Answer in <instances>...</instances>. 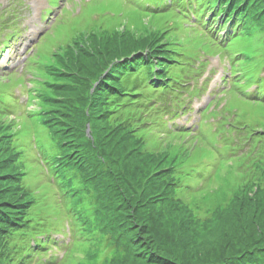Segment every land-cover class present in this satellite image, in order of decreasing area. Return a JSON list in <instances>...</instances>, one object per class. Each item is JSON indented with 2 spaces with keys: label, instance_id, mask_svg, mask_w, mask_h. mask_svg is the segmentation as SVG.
<instances>
[{
  "label": "rangeland",
  "instance_id": "1",
  "mask_svg": "<svg viewBox=\"0 0 264 264\" xmlns=\"http://www.w3.org/2000/svg\"><path fill=\"white\" fill-rule=\"evenodd\" d=\"M156 12L150 13L138 0H0V19L4 15L2 21L7 18V26L18 25L25 37L24 41L20 39L14 50L0 48V146H4L5 151L12 155L4 172H14L11 178L15 179H7L10 182L7 185L14 188L16 194L23 192L24 199L30 203L26 213L28 227H31L30 232H25L27 228L11 235L8 244L12 248L20 247L24 234H40L42 229L46 230V235L30 239L28 252L25 248L22 250L26 252L28 264L157 263L148 250L139 244L141 240L136 234L131 233L135 228L125 217L120 220L125 228L124 238L118 232H106L101 223L94 220L93 203L96 199L92 192L87 195L82 192L77 206L71 205L67 192L71 193L69 188L82 187V182L78 174L70 170L63 179L55 177L52 165L65 148L42 123L46 117L42 112L49 111L46 107H50L46 98L57 99L50 103L52 109L62 110L65 104L63 99L75 93L74 89L79 91L80 83H89L82 79L84 76L91 77L109 60L119 57L125 47L123 44L109 43L114 32L117 36H126L134 41L147 36L158 37L160 44H173L183 39L186 55L194 50L187 43L197 41L198 48L206 51L209 57L205 58L203 72L194 75L196 82L190 90V102L186 104V107H190L189 114L179 115L180 118L176 120L182 128H168L165 124L167 118L157 117L150 112L156 107L155 102L151 101L154 99L152 96L159 90L153 91L156 89L147 83L141 90L150 100L142 109L144 114L149 113L144 120L147 124L142 126L138 121L129 126V129L136 127L130 132L131 135L141 138L143 152L138 155L141 162H136L137 158L132 157L134 154L127 152L126 149L130 148L127 136L123 137V143L117 141L122 131L110 134L111 130L104 128L100 116L91 115L96 120L97 143L105 154L106 167L110 171L109 176L100 178L104 196L110 203L108 206L111 207V201L115 205L121 203L119 206L113 205L119 213L125 212L124 207L128 205L131 212L136 211L135 216L140 221L138 225L152 222L159 225L157 233L167 238L157 235L158 253L171 251L174 256L190 255L205 253L207 248L212 250L218 245V218L209 219L214 209L227 205L233 193L246 183H256L264 188V181L260 177V171L264 168V134L254 124L260 119L264 120V103H251L244 96L255 89L254 77L258 68L249 60L244 61L242 56L258 52L255 34L247 36L238 32L233 38L229 39L228 35L223 41V31H197L200 29L198 26L183 20L179 14L160 15ZM93 36L105 37V41H108L97 46L96 55L92 53L96 42L90 41ZM73 39L78 43L76 46ZM83 42H88V46ZM67 46H72L68 53L64 51ZM175 46H170L171 51H180ZM64 53L67 74L63 77L52 68L54 57ZM180 67L183 66L178 65L171 72L168 71V76L174 75ZM62 81L72 86L56 88L52 94L53 87L48 84ZM131 91L134 92V89ZM11 94L15 99L7 96ZM134 99L132 97L129 102ZM138 107L127 105V108H123L118 100L107 98L105 121L108 125L125 121ZM59 113L53 110L51 115L61 118ZM231 113L234 114V122L251 123L254 127L236 129L234 136H240L238 141L231 137L232 130L225 129ZM212 120L216 125L213 128L211 125L205 127ZM209 130H215L216 134ZM249 132H254L260 139L255 140L253 143L257 144L253 146L245 142ZM85 136L88 137V134ZM133 151L136 152V149ZM160 158L170 159L173 172L178 174L175 176L178 184L172 186V191L174 199L186 208L188 223L176 211L177 207L166 201L159 202L160 191L155 184L144 182L145 175L160 165V162L154 163ZM2 188L0 186V199H6ZM127 189L128 198L121 197V191ZM254 221L257 226H264V215ZM226 227L230 229V224ZM225 232V237L231 235L230 230ZM147 233L144 237L149 240L151 236ZM173 233L183 235L172 237ZM118 237L120 239L117 241H124L122 245L113 241ZM33 240L36 242L32 243ZM170 243L176 249L166 246ZM40 244L43 247L39 248ZM124 244L128 248L125 249ZM183 247L185 251L180 250Z\"/></svg>",
  "mask_w": 264,
  "mask_h": 264
},
{
  "label": "trees",
  "instance_id": "2",
  "mask_svg": "<svg viewBox=\"0 0 264 264\" xmlns=\"http://www.w3.org/2000/svg\"><path fill=\"white\" fill-rule=\"evenodd\" d=\"M151 4L154 6L152 11H157V14L175 13L181 15L182 19L187 21H191V14L196 18L197 23L208 24L212 30L214 23L211 21L214 22V20H204V17L210 16L211 13L210 19L215 18L218 24L224 23L222 29L227 31V34L222 39L223 41H226L228 35H230V39L238 32L247 36L250 33H254L258 41L256 44L258 52L256 54H242L244 61L249 60L258 68L257 75L255 74L254 77L256 91L255 93L246 94V99L249 98V101L264 103V75L260 77V74L264 73V0H153ZM115 33L111 34L112 38L109 43L115 42L124 45L125 49L121 51L119 57L109 60L103 67L99 68L98 72L92 73L91 77L84 76L82 79L89 83H80L78 85L80 87L79 91L74 89L75 93L69 95L70 97L64 98L65 104L62 110L54 107L52 110L43 112L46 114L43 124L47 125L54 137H58L61 146L65 148L63 154L57 156L52 165L55 170V177L63 179L65 173L70 170L76 172L82 182V187L77 189L69 188L71 193L67 192L72 201L71 205L73 207L77 206L81 201L82 192L86 195L92 192L96 199L93 203L94 220L101 223L106 232L111 234L118 232L119 236L122 234L121 237L124 238L125 228L120 224V220L125 217L126 221L130 222V225L135 228L134 232L132 231L131 233L136 234V237L141 240L139 244L148 250L153 259L157 261L156 264H264V238L262 237V235L264 236V226L259 227L254 221L255 218L261 217L262 214L264 215V201H260L264 200V188L259 187L256 183H246L242 188H238L230 197L227 205L222 208H216L211 212L209 219L218 218L217 228L219 233L216 236L220 238L217 241L218 245H215L212 250L207 248L205 253L195 252L190 255L181 254L174 256L171 251H166L163 252L164 254H160L157 251V247H159L157 245L158 236L163 238H167V236L157 233L156 230L159 229V225L154 222L149 225L147 223H143L141 226L138 225L140 221L135 216L136 211L133 209L134 212H131L128 205L124 207L125 212L119 213L116 212L113 205L119 206L121 203L115 205L111 201V207L108 206L110 203L107 202L104 196L100 178L109 176L110 171L106 167L105 154L97 143L98 133L95 132L94 125L96 120L91 115L100 116L104 128L111 130L110 134L122 131L123 133L117 137V141L123 143V137L127 136L130 144V148L126 149L127 152L134 154L132 157L137 158L136 162H141L138 157L143 152L141 151L143 148L141 138H134L131 133L136 127L129 129V126L138 121L141 122L142 126L147 124L144 120L148 118L149 113L144 114L142 109L146 107L147 102H150V100H147L146 96L141 92L143 87L147 83L156 89L153 91L162 90V92L156 93L157 106L153 107L150 112L163 119L169 117L171 118L169 121H172L178 115L175 113L185 114L189 111L185 107L183 95L186 94L187 89L189 92L192 85L196 82L194 75L198 72L202 73L204 69L203 63L196 61L194 50L186 55L184 40L181 38L179 42L173 44L172 42L160 44L158 37L147 36L134 41L127 39L126 36H117ZM92 40L96 42V46H93L94 51H92L94 55H96L97 46L108 42L105 41V37L101 39L93 36L90 41L92 42ZM73 44L76 46L78 43L73 40ZM83 44L88 46V42H83ZM187 44L189 46L197 44V41ZM172 45L180 49V51L172 52L170 48ZM72 46H67L64 51L68 53ZM64 58L65 53L55 56L52 68L59 75L62 74L63 77L67 74L66 60ZM178 65L183 67H180L174 75L169 77L167 72H171ZM82 66L88 67L86 64H82ZM53 75L57 76L55 73ZM48 85L53 87L51 89L52 94L56 92V88L72 86L67 81L53 82ZM93 85L95 87L91 91ZM131 89H134V92ZM132 97L135 99L129 102ZM107 98L118 100L119 105L123 108H127V105L139 107L132 111L129 119L114 125H108L105 121ZM53 100L57 99L46 98V102L51 108L50 103ZM53 110L59 111V116L62 117L51 115ZM232 115L234 114L231 113L229 115V123L225 129H228V131L232 130L230 132L231 137L238 141L237 138H240V136H234L236 129L243 130L246 127L254 129V127L251 123L234 122ZM254 124L259 126L260 131H263L264 134V120L260 119ZM86 125L90 128L88 137L85 136ZM255 140L259 141L260 139L254 135V132H249L247 138H245V142H249L252 146L257 144L253 143ZM135 149L136 152L133 151ZM147 155L149 156V154ZM11 156L5 151L4 146H0V186L3 187L2 189L7 195L6 199H0V264H28L29 262L25 260V256H27L26 252H28L30 247V239L33 236L46 235V230L42 229L40 234L33 232L24 234L20 247L12 248L8 244L9 237L17 233V231H24L27 228L25 232L31 231V227H28L29 220L26 213L29 209V201L24 199L25 194L23 192L16 194L14 188L7 185L10 183L7 179L14 175L12 171L4 172L6 167H8L6 164L9 163ZM158 162H160V165L155 166L154 170L145 175L144 182L149 181L155 184L156 189L160 191L161 198L159 202L166 201L169 205L177 207L176 211L180 212L187 221L186 208L178 200L174 199L172 191V186H177L178 184L175 177L178 174L173 172V164L170 159L160 158L154 163ZM260 177L264 181V168L260 171ZM13 179L15 178L10 180ZM110 193L113 192L111 191ZM115 194L117 195V192ZM127 195L128 189L121 191V197L128 198ZM109 208H111L112 212ZM140 220L144 221V218ZM229 224L230 229L226 227ZM225 230L228 232L230 230L231 235L225 237ZM155 232L157 233L156 235ZM146 233L151 236L149 240L144 237ZM177 235L173 233L172 237H177ZM179 235H183V233ZM118 239L120 237L113 241L119 242L118 245H122L124 241H117ZM35 242L33 240L32 243ZM174 242L176 245L178 244V240ZM42 245L40 244L38 247L41 248L43 247ZM166 246L172 250L176 249L172 243L166 244ZM124 247L125 249L128 248L126 244H124ZM24 248L26 252L22 251ZM180 250L185 251V248L183 247ZM36 253L41 254L38 251Z\"/></svg>",
  "mask_w": 264,
  "mask_h": 264
}]
</instances>
